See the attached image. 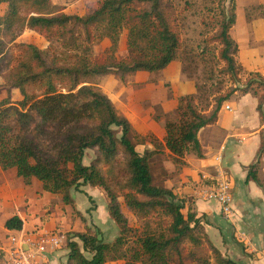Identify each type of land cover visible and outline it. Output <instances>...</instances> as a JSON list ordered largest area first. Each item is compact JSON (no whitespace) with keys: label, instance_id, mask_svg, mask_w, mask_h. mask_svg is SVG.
<instances>
[{"label":"trees","instance_id":"16d2710c","mask_svg":"<svg viewBox=\"0 0 264 264\" xmlns=\"http://www.w3.org/2000/svg\"><path fill=\"white\" fill-rule=\"evenodd\" d=\"M7 8L0 14V65L9 44L25 29L39 32L50 45L42 49L32 43H18L17 64L3 74L7 95L0 101V165L16 168L25 182L37 178L43 189L61 194L67 204H75L71 191L91 185L102 188L108 210L120 227L114 241H105L100 228L87 224L84 232L67 234L70 249L67 264H107L125 259L126 264H240L224 254L205 228V215L189 208L187 197L155 182L153 158L169 149L176 162L188 153L203 157L198 137L201 128L214 124L224 103L238 88L216 98L208 112L198 107L194 94L179 98L176 120L165 122L164 141L155 135H140L115 101L98 85L97 78L112 74L123 81L138 71H159L178 57L181 35L174 14L165 0H100L90 13L71 14L53 0H0ZM232 13L221 22L216 41L224 70L238 76V44L231 35ZM127 30L128 56L118 59L120 35ZM112 42L105 55L90 57L97 39ZM243 92L259 94L258 110L264 123V76L251 72ZM22 95L14 100V90ZM258 91H261L260 93ZM151 143L141 152L139 145ZM88 150L95 157L86 164ZM123 155L122 176L112 174L124 192V202L140 219L143 229L130 254L120 252L132 231L120 192L112 185L102 165H114ZM264 154V130L258 159L251 165L249 178L257 181V167ZM21 217H10L5 226L22 230ZM78 238L79 240H76ZM123 250V249H122ZM114 255L110 256L112 252ZM111 260V259H110Z\"/></svg>","mask_w":264,"mask_h":264},{"label":"crops","instance_id":"0c3cea01","mask_svg":"<svg viewBox=\"0 0 264 264\" xmlns=\"http://www.w3.org/2000/svg\"><path fill=\"white\" fill-rule=\"evenodd\" d=\"M235 4L236 21L232 28L237 27V37H232L239 48L236 58L245 72H259L264 76V0H236ZM251 28L255 30L254 35ZM170 72L176 73L178 77L181 74L178 71ZM178 82L182 88H189L187 82L181 79ZM146 85L136 91L137 101L133 102L135 111L132 112L119 107L113 93L109 94L140 135L153 133L165 142L166 128L159 131L158 126L155 127L153 114L146 110L149 97L147 100L142 97L144 90L148 93L156 89V86L149 88L150 85ZM181 96L174 93L167 96L163 101L165 112L176 110ZM169 98H173L171 102ZM227 105L231 108L227 109ZM258 105L259 94L253 89L234 95L224 103L218 120L199 130L203 157L188 153L183 158L185 163L177 167L170 156L171 152L165 149L169 159L164 160L162 165L163 178L160 184L181 197H187L189 201L185 211L192 208L200 215H205L206 232L213 243L240 264H264V154L257 167L259 181L249 178L250 167L258 159L264 130ZM211 108L212 105L205 112ZM141 146L142 151L138 148L141 152L146 146L154 148L151 143ZM219 171L226 172L233 185L235 214L228 220L223 216L217 201H205L196 193L202 185L213 184ZM23 179L14 168L4 170L0 165V264H9L13 247L11 238L15 236V231L35 241L56 231L66 235L70 232H84V216L87 224L93 228L120 232L118 224L109 213V199L102 188L85 185L79 190L73 189L71 194L75 204L72 205L65 203L61 194L45 191L39 179L34 177L28 184ZM14 215L22 218V230H10L5 226L6 221ZM67 242L45 253L40 262L67 264L70 253ZM24 248L27 249L26 246Z\"/></svg>","mask_w":264,"mask_h":264},{"label":"rangeland","instance_id":"374dc122","mask_svg":"<svg viewBox=\"0 0 264 264\" xmlns=\"http://www.w3.org/2000/svg\"><path fill=\"white\" fill-rule=\"evenodd\" d=\"M99 1L100 0H53V2L60 5L65 12L80 15L92 12L98 6ZM165 1L170 10L173 11L174 24L181 35V46L177 59H175L165 69L154 72L139 71L131 77H128L126 81H123L112 74L100 76L96 79L99 83L98 85L104 92L108 95H110L109 93H113L116 102H119V107L125 108L130 112L135 111V108L132 107V105L136 103L135 101H137L136 91L138 88L147 87L146 83L150 85L149 88L156 86V89L151 90L148 93L144 90L145 93H143L142 97L144 100H147V96L149 97V103H147L148 108L146 110L147 113L151 112V114H153L155 127L158 126L159 131L165 130L164 126L166 120H176L179 117L177 109L172 112H165L164 109L163 101L166 100L167 96L170 97L172 93L175 95H183L182 93L186 94L189 92L190 94L196 95L199 109L205 111L209 110L211 105L213 107L217 97L228 94L234 88L238 89L232 93L231 97L227 101L231 100L234 95L241 94L244 91L242 88H244L247 80L251 78L250 73H247L244 70L240 72L238 76H231L226 73L224 70L225 63L219 56L222 45L214 38L223 19L232 13V0ZM234 2L236 3V0H234ZM6 8L7 5L2 3L0 5V14H3ZM262 11V14H264V9H262ZM234 28L231 30V35L236 38L237 27L234 26ZM254 31L255 30L251 28L253 35ZM18 43H32L42 49H46L50 45V42L46 39V37L41 35L39 32L29 28L25 29V31L18 36L14 43L12 42L9 44L6 57L0 65L2 66L3 74L8 72L14 65L17 64L20 55V48L17 46ZM111 44V40L107 37L97 39L94 44H92L91 51L89 53L90 57L94 58L96 56L105 55L106 48L110 47ZM127 56V30L125 29L120 35L116 57L118 59H125ZM171 70L178 71L181 74L178 77L176 73L170 72ZM3 74L0 73V101L7 95V90L3 85L5 82ZM180 79L187 82V86L189 87L188 89H184L179 85L178 81ZM12 95L14 100L22 98L18 89L14 90V94L12 93ZM172 99L173 98H169V101L171 102ZM166 105L168 104L166 103ZM121 112L123 113V111ZM138 148L141 151L143 150L141 145L138 146ZM94 157L95 155L93 150H88L85 163L89 164ZM123 159V155L120 154L117 162L113 166L102 165V168L106 172L105 174L107 177L112 181L111 185L120 192L119 199L123 203V211L128 218L129 226L132 228V231L125 235L128 242L123 246V250H120V252L130 254L131 252L129 250L132 246H135L137 235L141 233L144 221L140 219L131 209H129L127 205H125L124 192L120 190V186L115 184V180L112 178V174L122 176L124 168ZM166 159H169V155H167L165 150H163L162 153L156 155L152 160L155 182L158 184L162 183V165L163 161ZM174 162L177 164V167H180L185 163L184 160L181 162ZM14 170H16V168H14ZM88 190L92 189L88 188ZM32 228L29 229L31 230ZM100 230L101 236L105 241L116 240L121 232L116 233L115 230L107 228L104 229V231L101 228ZM14 234L16 238H19L20 233L15 231ZM114 254L115 252L113 251L110 256ZM110 259L107 261V264H126L125 259Z\"/></svg>","mask_w":264,"mask_h":264},{"label":"built area","instance_id":"2783aa9c","mask_svg":"<svg viewBox=\"0 0 264 264\" xmlns=\"http://www.w3.org/2000/svg\"><path fill=\"white\" fill-rule=\"evenodd\" d=\"M226 107L227 109L231 108L230 105ZM196 193L199 198L205 201H217L225 218L231 219L234 216L233 185L226 172L219 171L213 184L202 185ZM67 239V235L61 232L45 234L36 241L26 236H20L19 238L13 236L11 238L13 247L8 259L9 264H42L40 258L48 251L59 248ZM25 246L27 249L24 248Z\"/></svg>","mask_w":264,"mask_h":264}]
</instances>
